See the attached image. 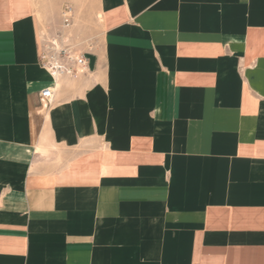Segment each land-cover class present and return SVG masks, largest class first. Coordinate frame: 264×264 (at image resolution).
Listing matches in <instances>:
<instances>
[{"label":"crops","instance_id":"1","mask_svg":"<svg viewBox=\"0 0 264 264\" xmlns=\"http://www.w3.org/2000/svg\"><path fill=\"white\" fill-rule=\"evenodd\" d=\"M0 264H264V0H0Z\"/></svg>","mask_w":264,"mask_h":264},{"label":"built area","instance_id":"2","mask_svg":"<svg viewBox=\"0 0 264 264\" xmlns=\"http://www.w3.org/2000/svg\"><path fill=\"white\" fill-rule=\"evenodd\" d=\"M62 26L68 29L72 24L73 11L70 6L64 7L61 13ZM46 45L40 54V64L46 71L56 78L55 74L67 77H76L84 74L87 71L86 59L82 52L75 49L74 46L63 44L61 37H56ZM62 44V45H61ZM40 96L46 105H50L54 97V89L51 87L40 91Z\"/></svg>","mask_w":264,"mask_h":264},{"label":"rangeland","instance_id":"3","mask_svg":"<svg viewBox=\"0 0 264 264\" xmlns=\"http://www.w3.org/2000/svg\"><path fill=\"white\" fill-rule=\"evenodd\" d=\"M76 20H78V18L75 19L72 27L62 30L63 32L59 34L57 33L58 35L61 36L62 41H64L63 44L71 45V46L77 45L76 50H81L82 48L88 49L89 47H91L90 49H93V50L95 49L99 50L101 48V44L104 38V35H103L104 33L99 25V20H100L99 12L95 11L93 7H90L89 21L88 22L86 20L84 21L85 23L84 26L86 28L84 31H78V33L74 32L75 31L74 25L75 26L78 25ZM42 32L43 34H45L44 44L46 45H48L49 44L48 42L51 41L52 39H57L55 35L48 36L47 35L48 32H45V29H42ZM82 35H84L85 37L87 36V39L86 38L82 39L81 38ZM43 103H44V100H43Z\"/></svg>","mask_w":264,"mask_h":264},{"label":"bare ground","instance_id":"4","mask_svg":"<svg viewBox=\"0 0 264 264\" xmlns=\"http://www.w3.org/2000/svg\"><path fill=\"white\" fill-rule=\"evenodd\" d=\"M54 89V88H53Z\"/></svg>","mask_w":264,"mask_h":264}]
</instances>
